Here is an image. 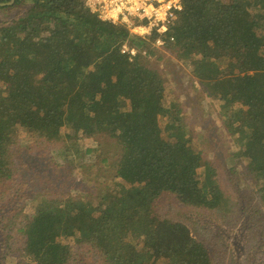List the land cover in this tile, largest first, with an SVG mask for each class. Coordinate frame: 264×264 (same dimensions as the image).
I'll return each instance as SVG.
<instances>
[{
  "label": "trees",
  "instance_id": "trees-1",
  "mask_svg": "<svg viewBox=\"0 0 264 264\" xmlns=\"http://www.w3.org/2000/svg\"><path fill=\"white\" fill-rule=\"evenodd\" d=\"M181 1L164 50L190 63L219 103L238 148L233 158L264 203V0ZM14 11L19 16L0 26V264H79L80 256L83 264H215L185 223L154 207L164 194L223 217L239 205L194 149L182 104L165 102L164 76L148 61L159 49L157 33L131 39L85 0L0 6L1 17ZM125 44L137 54H123ZM20 130L30 135L28 146L19 145ZM97 136L117 150L98 160L96 179L85 180L93 189L50 193L23 182L24 154L61 142L65 158L81 159L94 150L80 142Z\"/></svg>",
  "mask_w": 264,
  "mask_h": 264
},
{
  "label": "rangeland",
  "instance_id": "rangeland-1",
  "mask_svg": "<svg viewBox=\"0 0 264 264\" xmlns=\"http://www.w3.org/2000/svg\"><path fill=\"white\" fill-rule=\"evenodd\" d=\"M18 16V11L7 17L0 16V26ZM129 32L136 37L133 31ZM148 61L164 76L167 87L166 104L171 100L182 104L184 121L191 130L194 149L202 151L204 157L214 164L225 193L234 203H239L236 213H226L225 217L219 211L185 207L166 194L156 199L154 207L162 217L167 216L185 223L195 238L204 241L209 247L215 264H264V238L261 235L264 231V203L253 182L244 176V169L233 158V153L238 148L219 115V103L209 97L200 83L192 77L190 63L177 59L175 54L166 52L164 48L155 49ZM62 133L71 135V130L64 129ZM30 142L32 143L30 135L20 130L19 145L28 146L27 143ZM80 144L83 149H93L94 153L81 159L78 156L65 158L61 154L63 144L58 142L48 145L47 149L40 146L32 154H24L22 165L26 164L20 165L23 182L33 179L38 189L43 185L50 193L55 192L53 188L63 194L93 189L94 184L85 180L96 179L94 173L99 174L98 160L105 157L112 160L117 147L113 141L103 136L81 141ZM26 206L24 214H21L23 219L27 216L28 219L32 213L31 205ZM64 243L71 242L66 239ZM12 250L14 257L19 256V250ZM10 259L8 256L7 262ZM21 259L24 260L23 257ZM85 260L80 256L79 264H83Z\"/></svg>",
  "mask_w": 264,
  "mask_h": 264
},
{
  "label": "built area",
  "instance_id": "built-area-1",
  "mask_svg": "<svg viewBox=\"0 0 264 264\" xmlns=\"http://www.w3.org/2000/svg\"><path fill=\"white\" fill-rule=\"evenodd\" d=\"M85 6L101 21L126 27L136 37L146 40L157 33L154 43L157 48H164L167 34L183 9L181 0H85ZM121 52L131 56L137 54L126 44Z\"/></svg>",
  "mask_w": 264,
  "mask_h": 264
},
{
  "label": "water",
  "instance_id": "water-1",
  "mask_svg": "<svg viewBox=\"0 0 264 264\" xmlns=\"http://www.w3.org/2000/svg\"><path fill=\"white\" fill-rule=\"evenodd\" d=\"M15 3V0H11L9 3H0L1 7H6V6H12ZM131 39H136V37L131 36Z\"/></svg>",
  "mask_w": 264,
  "mask_h": 264
}]
</instances>
